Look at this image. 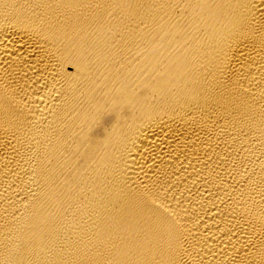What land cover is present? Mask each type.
I'll return each instance as SVG.
<instances>
[{
    "label": "bare ground",
    "instance_id": "6f19581e",
    "mask_svg": "<svg viewBox=\"0 0 264 264\" xmlns=\"http://www.w3.org/2000/svg\"><path fill=\"white\" fill-rule=\"evenodd\" d=\"M0 264H264V0H0Z\"/></svg>",
    "mask_w": 264,
    "mask_h": 264
}]
</instances>
